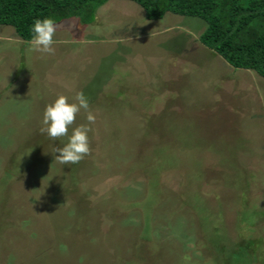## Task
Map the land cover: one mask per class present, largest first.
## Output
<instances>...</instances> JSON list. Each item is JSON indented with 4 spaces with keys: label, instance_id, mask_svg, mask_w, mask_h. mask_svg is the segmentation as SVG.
Masks as SVG:
<instances>
[{
    "label": "rangeland",
    "instance_id": "374dc122",
    "mask_svg": "<svg viewBox=\"0 0 264 264\" xmlns=\"http://www.w3.org/2000/svg\"><path fill=\"white\" fill-rule=\"evenodd\" d=\"M55 25L52 54L0 26V264H264V78L130 0ZM77 91L90 151L62 165L42 113Z\"/></svg>",
    "mask_w": 264,
    "mask_h": 264
},
{
    "label": "trees",
    "instance_id": "16d2710c",
    "mask_svg": "<svg viewBox=\"0 0 264 264\" xmlns=\"http://www.w3.org/2000/svg\"><path fill=\"white\" fill-rule=\"evenodd\" d=\"M109 0H0V26H10L30 39L35 19L50 17L58 24L77 18L90 25L96 11ZM146 18L161 20L167 13L199 18L207 24L201 43L236 69L264 78V0H130Z\"/></svg>",
    "mask_w": 264,
    "mask_h": 264
},
{
    "label": "clouds",
    "instance_id": "9594fccd",
    "mask_svg": "<svg viewBox=\"0 0 264 264\" xmlns=\"http://www.w3.org/2000/svg\"><path fill=\"white\" fill-rule=\"evenodd\" d=\"M56 25L52 18L35 19L30 26V39L27 41L28 50L42 54H52L56 43L54 36ZM81 110L86 113L87 123L73 127L74 121ZM96 117L89 111V101L83 92L77 91L74 96L57 95L44 106L40 132L50 140L65 138L62 146L53 148V159L62 165L76 164L90 151L89 125Z\"/></svg>",
    "mask_w": 264,
    "mask_h": 264
}]
</instances>
